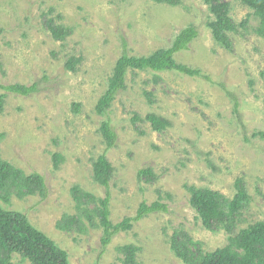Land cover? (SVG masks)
<instances>
[{"label":"rangeland","instance_id":"rangeland-1","mask_svg":"<svg viewBox=\"0 0 264 264\" xmlns=\"http://www.w3.org/2000/svg\"><path fill=\"white\" fill-rule=\"evenodd\" d=\"M218 1L229 5L235 25L229 49L213 40L214 18L203 0H0V84L36 85L33 94H6L3 100L0 158L25 175L43 176L47 188L41 199L19 197L7 185L0 190V208L24 214L70 264H123L127 245L137 248L134 264H185L171 248L173 238L194 257L227 245L224 229L203 228L186 186L231 199L239 179L250 202L234 235L264 221V38L257 33L258 18L241 0ZM47 19L69 35L54 40ZM188 27L198 37L174 60L209 82L175 71L130 70L106 114H96L118 58L169 48ZM70 58L78 60L74 71L65 66ZM149 114L169 125L153 131L145 121ZM104 121L116 136L109 148L99 133ZM53 154L62 158L58 169ZM100 155L112 168L107 189L92 175ZM142 169L152 170L155 179L139 178ZM73 188L94 200L108 193L114 225L134 217L141 202L165 204L167 212L144 216L103 246L95 202L78 206ZM65 216L77 220L65 227ZM12 264L30 263L14 255Z\"/></svg>","mask_w":264,"mask_h":264},{"label":"trees","instance_id":"trees-1","mask_svg":"<svg viewBox=\"0 0 264 264\" xmlns=\"http://www.w3.org/2000/svg\"><path fill=\"white\" fill-rule=\"evenodd\" d=\"M152 1L168 5H176L178 2V0ZM203 1L209 7L214 18L209 25L213 40L229 49L228 34L235 29V25L228 16L229 5L218 0ZM241 1L252 9L254 15L258 18L257 33L264 38V0ZM45 26L51 37L56 41H62L69 35L67 29L55 24L51 19H47ZM197 37L196 29L188 27L178 33L169 48L159 49L145 57L122 55L118 58L108 81V88L95 106L96 114H106L116 94L123 90L126 74L130 70L175 71L179 74L201 78L209 82L208 77L203 75L201 71L177 64L174 60V55L186 50L188 45ZM77 61V59L70 58L65 63L67 70L74 71ZM0 91L4 93L0 95L1 111L6 94L28 96L36 92V85L0 84ZM74 107L77 109L79 106L74 105ZM145 121L156 132L163 131L169 125L168 121L153 114L147 115ZM99 133L104 139L107 148L114 144L116 136L107 121L102 122ZM61 160L62 158L59 154H53L54 169H58ZM92 175L96 183L105 189L108 188L112 168L105 155L98 156L93 162ZM138 177L145 182H151L155 179V175L150 169L138 171ZM7 185L13 186L18 191L17 195L19 197L37 195L44 199L47 195L43 176L37 173L25 175L22 170L0 158V190ZM234 185L236 193L231 199L210 189L196 188L194 186L185 187L190 195L189 205L196 212L203 228L209 231L224 229L230 235L227 245L213 252L202 253V251H198L197 257H194L191 252L184 251L173 238L171 248L185 264H264V221L255 222L239 230L234 235L241 212L250 202V196L243 187L241 180H236ZM72 193V198L78 206L86 201L95 202L93 215L98 219L99 225L102 227L101 244L103 246L110 243L114 234L130 230L132 225L144 216L157 212H167L165 204L154 202L147 205L145 202H141L134 217L125 218L114 225L109 220L108 205L110 198L108 193H106L104 198L97 200H94L92 196L80 191L78 188H73ZM75 218L63 217V221L66 222L65 227L75 223L77 220ZM86 219L91 222V215L87 214ZM122 252L125 256L123 264L135 263L137 252L135 246H123ZM14 255H18L30 264H70L66 252L60 249L45 234L34 228L24 214L0 208V264H12Z\"/></svg>","mask_w":264,"mask_h":264}]
</instances>
